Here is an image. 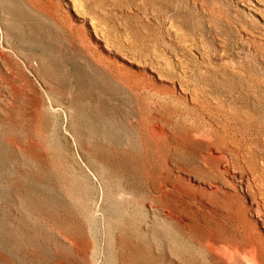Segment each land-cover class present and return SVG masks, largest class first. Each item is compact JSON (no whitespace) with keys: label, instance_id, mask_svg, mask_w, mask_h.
<instances>
[{"label":"rangeland","instance_id":"rangeland-1","mask_svg":"<svg viewBox=\"0 0 264 264\" xmlns=\"http://www.w3.org/2000/svg\"><path fill=\"white\" fill-rule=\"evenodd\" d=\"M252 245L264 261V0H0V264Z\"/></svg>","mask_w":264,"mask_h":264},{"label":"bare ground","instance_id":"bare-ground-1","mask_svg":"<svg viewBox=\"0 0 264 264\" xmlns=\"http://www.w3.org/2000/svg\"><path fill=\"white\" fill-rule=\"evenodd\" d=\"M215 150V149H214ZM216 152V151H215ZM163 181V180H162ZM163 183V182H162ZM164 188V187H163ZM166 235V234H165ZM173 236V234H172ZM167 242V241H166ZM169 243V242H168ZM175 244V242H174ZM177 244V243H176ZM179 245V244H178ZM184 247V246H183ZM188 249V248H187ZM174 250H172L173 252ZM244 254L241 255V253H238L237 251L236 252H229L226 250V255L232 257L233 255L235 257H240L242 260L245 261L246 264H264V261L262 260V258H260L258 255H257V249L255 246H251L247 251L243 252ZM166 254V252H165ZM169 256V254H168ZM174 258V257H173ZM169 259V258H168ZM171 259V258H170ZM175 259V258H174ZM173 259V260H174ZM167 261V259H166ZM165 261V262H166ZM174 262V261H173ZM167 264V263H166Z\"/></svg>","mask_w":264,"mask_h":264}]
</instances>
